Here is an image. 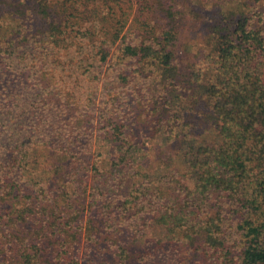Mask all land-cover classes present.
Masks as SVG:
<instances>
[{
    "label": "trees",
    "instance_id": "16d2710c",
    "mask_svg": "<svg viewBox=\"0 0 264 264\" xmlns=\"http://www.w3.org/2000/svg\"><path fill=\"white\" fill-rule=\"evenodd\" d=\"M259 1L36 0L0 25V264H264ZM147 136L168 160L140 161Z\"/></svg>",
    "mask_w": 264,
    "mask_h": 264
},
{
    "label": "rangeland",
    "instance_id": "374dc122",
    "mask_svg": "<svg viewBox=\"0 0 264 264\" xmlns=\"http://www.w3.org/2000/svg\"><path fill=\"white\" fill-rule=\"evenodd\" d=\"M44 1H46L49 5H53L57 0ZM35 3L36 0H0V25L4 24V26L12 27L15 25V20L23 18L24 15L27 18L29 16L31 6ZM261 3L264 5V0L259 1V6L257 4L258 8H260ZM29 19L30 18H28V22ZM26 24L29 25L27 22ZM89 158H91L92 162L97 163L103 168H108L110 166V157L107 153V148L101 142H97L96 145H94L93 153L89 156ZM164 158L168 160L167 157H164V153L158 147L156 141L150 136L145 137L142 141V152L140 154V161L144 164L147 162L166 161L164 160ZM112 166L111 168H114L116 170L120 165L118 163V165H115L117 167ZM134 234L135 236H139L146 240H148L151 236V232L149 229L139 230Z\"/></svg>",
    "mask_w": 264,
    "mask_h": 264
}]
</instances>
